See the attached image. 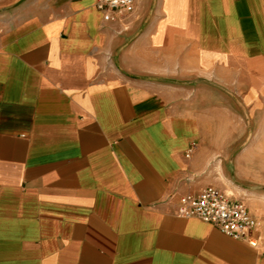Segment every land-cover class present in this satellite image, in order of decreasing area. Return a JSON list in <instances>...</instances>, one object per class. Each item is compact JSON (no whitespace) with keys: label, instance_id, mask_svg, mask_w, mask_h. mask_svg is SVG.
Masks as SVG:
<instances>
[{"label":"crops","instance_id":"1","mask_svg":"<svg viewBox=\"0 0 264 264\" xmlns=\"http://www.w3.org/2000/svg\"><path fill=\"white\" fill-rule=\"evenodd\" d=\"M98 1L0 0V264H264V0Z\"/></svg>","mask_w":264,"mask_h":264},{"label":"built area","instance_id":"2","mask_svg":"<svg viewBox=\"0 0 264 264\" xmlns=\"http://www.w3.org/2000/svg\"><path fill=\"white\" fill-rule=\"evenodd\" d=\"M98 8L102 11L104 20H111L119 15L132 13L135 1L99 0ZM190 151L187 152V157L190 156ZM177 213L210 222L235 239H247L252 245L257 243L249 237L251 230L257 226V215L245 202L231 199L217 187L209 186L197 195L181 197Z\"/></svg>","mask_w":264,"mask_h":264}]
</instances>
